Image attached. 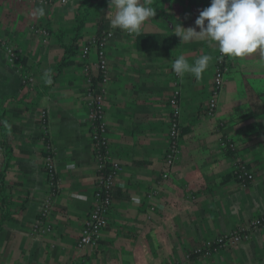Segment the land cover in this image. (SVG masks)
Segmentation results:
<instances>
[{
  "label": "crops",
  "instance_id": "0c3cea01",
  "mask_svg": "<svg viewBox=\"0 0 264 264\" xmlns=\"http://www.w3.org/2000/svg\"><path fill=\"white\" fill-rule=\"evenodd\" d=\"M79 2L23 0L0 20V37L20 57L10 66L0 50V264H264V229L206 259L193 254L203 240L264 212V67L259 55L227 56L224 87L208 116L206 99L218 48L204 40L180 41L174 33L176 24L195 28V19L164 21L155 15L140 33L130 34L111 27L109 2L106 32L114 34L106 46V137L121 172L114 181L109 225L93 246L82 254L75 250L96 182L84 102L88 80H98L96 50H90L85 64L79 56L96 36V11L85 24L75 56L65 59L58 72L57 66L71 43ZM37 7H44L43 17L31 15ZM33 26L48 30L46 45L32 34ZM141 35H159L168 48L151 50L145 41L138 46ZM181 55L189 64L201 55L212 61L202 78L186 73L176 80L172 64ZM45 73L51 75V85ZM23 77L31 83L22 84ZM174 91L179 92V155L169 178L162 180ZM225 140L235 144L238 158L253 174L244 187L233 178L234 156L222 149ZM48 147L58 188L47 218L52 232L38 236L31 230L41 220L49 192L43 162Z\"/></svg>",
  "mask_w": 264,
  "mask_h": 264
},
{
  "label": "built area",
  "instance_id": "2783aa9c",
  "mask_svg": "<svg viewBox=\"0 0 264 264\" xmlns=\"http://www.w3.org/2000/svg\"><path fill=\"white\" fill-rule=\"evenodd\" d=\"M60 4H65L73 0H58ZM33 35L38 36L43 44L49 42V33L41 27L30 28ZM114 31L101 34L100 37L89 38L80 49L79 56L85 64L86 58L91 49L96 50L97 61L95 64L98 72V80L93 83L88 80L89 90L84 97V102L88 108V125L90 146L93 159L96 162V182L91 194L90 209L86 220L80 230L75 250L82 254L87 248L93 246L100 238L101 233L109 225V216L112 204V191L116 176L121 172L119 164L111 159L110 144L107 140V121L104 107L105 96L110 81L109 68L106 60V46L112 39ZM0 50L5 56L8 65L13 66L20 61L19 54L14 47L0 37ZM86 68V67H85ZM230 65L227 56L218 50L212 74V83L206 99V114L212 116L216 110L218 96L224 87L225 76L229 71ZM173 76L177 80L179 77L173 71ZM31 79L23 77L22 84H30ZM179 92L174 91L169 100L170 114L168 122L167 146L165 150V168L160 177L162 180L169 178L170 170L179 155V139L181 137L179 123ZM45 140V136L41 138ZM222 149L234 156V166L232 175L235 181L242 187L253 180V174L247 169L246 165L238 158L235 150L236 146L232 141L225 140L221 144ZM3 154L0 147V162ZM46 175V185L49 190L40 210L41 220L36 222L31 230V234L46 236L52 232V225L47 218L52 208L53 198L58 188V178L54 166V153L48 147L43 160ZM149 211H153L148 206ZM264 229V212L253 217L245 225L238 226L235 230L219 235L213 239L203 240L198 248L193 251L195 257L206 259L221 251L241 245L251 238L253 231ZM187 258V256H186ZM75 264H81L75 262Z\"/></svg>",
  "mask_w": 264,
  "mask_h": 264
},
{
  "label": "clouds",
  "instance_id": "9594fccd",
  "mask_svg": "<svg viewBox=\"0 0 264 264\" xmlns=\"http://www.w3.org/2000/svg\"><path fill=\"white\" fill-rule=\"evenodd\" d=\"M150 5L151 0L147 3L142 0H109L111 27L130 34L140 33L145 22L156 15L155 8ZM45 14L44 7H37L31 13L36 18ZM195 26L183 28L176 24L174 33L184 42L208 41L221 54L231 58L243 59L258 54V63L264 67V0H210V5L199 12ZM211 61L210 55H201L194 64H189L181 55L173 62L172 70L181 79L186 73L200 79ZM45 75V82L51 85V75Z\"/></svg>",
  "mask_w": 264,
  "mask_h": 264
},
{
  "label": "trees",
  "instance_id": "16d2710c",
  "mask_svg": "<svg viewBox=\"0 0 264 264\" xmlns=\"http://www.w3.org/2000/svg\"><path fill=\"white\" fill-rule=\"evenodd\" d=\"M18 1L23 0H0V20L5 17H10V15L14 13V5L18 3ZM108 2L109 0H80L74 15L71 43L64 49V58L60 62L59 66H57V72L64 64L65 59L75 56L77 53V42L83 37V29L86 22L90 18L92 11H96L98 13L96 37H100L102 33L106 32L108 27V19L106 18V8L108 6ZM142 2L147 3V0H142ZM209 5L210 0H151L150 6L155 8L156 16L158 18L164 21H173L196 19L199 12ZM62 35L63 34H61V36H57V39L60 42ZM143 41L151 45L148 47V49L151 50L159 51L166 50L168 48L166 42L163 40V37L159 35L138 36L137 45L139 46V44ZM1 192L2 175L0 171V197L2 196ZM1 218L2 216L0 214V225L3 222Z\"/></svg>",
  "mask_w": 264,
  "mask_h": 264
},
{
  "label": "rangeland",
  "instance_id": "374dc122",
  "mask_svg": "<svg viewBox=\"0 0 264 264\" xmlns=\"http://www.w3.org/2000/svg\"><path fill=\"white\" fill-rule=\"evenodd\" d=\"M18 2H21V1H18ZM25 6H27L26 4H24V7L23 8H26Z\"/></svg>",
  "mask_w": 264,
  "mask_h": 264
}]
</instances>
